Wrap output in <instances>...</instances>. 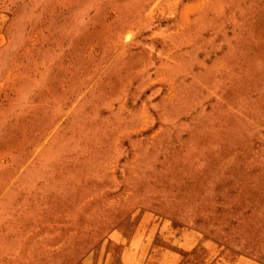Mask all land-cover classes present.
<instances>
[{
  "label": "rangeland",
  "instance_id": "rangeland-1",
  "mask_svg": "<svg viewBox=\"0 0 264 264\" xmlns=\"http://www.w3.org/2000/svg\"><path fill=\"white\" fill-rule=\"evenodd\" d=\"M145 210L264 262V0H0V264H119Z\"/></svg>",
  "mask_w": 264,
  "mask_h": 264
},
{
  "label": "crops",
  "instance_id": "crops-1",
  "mask_svg": "<svg viewBox=\"0 0 264 264\" xmlns=\"http://www.w3.org/2000/svg\"><path fill=\"white\" fill-rule=\"evenodd\" d=\"M150 214L152 213L149 210H145L144 213L142 211L140 222L129 237L119 229L113 230L110 234V240L124 244L119 264H198L199 246H205L210 256L225 248L215 244L211 238H206L197 228L181 223L175 224L173 220L159 216L152 222ZM81 218L79 215L78 220ZM93 252L84 258L82 264H97ZM206 264H264V262L247 255H238L234 258L219 253L215 262L208 260Z\"/></svg>",
  "mask_w": 264,
  "mask_h": 264
}]
</instances>
